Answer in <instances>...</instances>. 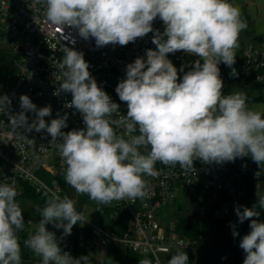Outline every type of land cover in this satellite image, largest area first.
<instances>
[{
  "label": "clouds",
  "instance_id": "clouds-1",
  "mask_svg": "<svg viewBox=\"0 0 264 264\" xmlns=\"http://www.w3.org/2000/svg\"><path fill=\"white\" fill-rule=\"evenodd\" d=\"M42 2L50 25L73 28L86 41L94 38L97 47L125 46L149 33H153L156 46L126 65L125 78L115 88L120 101L127 104L126 115L120 114L119 104L98 86L84 54L70 47L63 48L58 62L63 80L53 94H71L65 107L81 114L85 128L62 131L68 127L67 113H57V118L46 122L45 117L52 115L51 106L38 109L28 95L19 97L21 111H7L20 139H28L27 133L33 130L50 135V143L56 145L66 165L65 183L78 194H86L98 205L143 199L148 196L144 177L159 175L157 162L179 164L181 169L194 172L195 160L223 164L250 156L260 169L254 175L264 172V112L250 109L243 91L224 95L218 67L223 63L231 68L230 75H238L232 67L235 50L241 31L248 26L239 6L230 0ZM157 17L163 22V33L153 27ZM178 51L199 57L189 71L181 65L180 82L178 70L168 58ZM0 105L10 108L7 94L0 96ZM28 112L35 116L31 122ZM44 195V206L34 208L41 219L35 234L24 241L25 247L41 257V264H92L89 255L74 258L60 246L73 226L85 221L75 201L56 192ZM16 197L14 182H0V264H21L17 233L23 230L25 221ZM261 210L264 196L251 208L235 206L238 221H250V232L239 243L246 254L243 264H264ZM47 224L63 229L61 236L49 231ZM231 227L233 236H238L235 225ZM139 264L153 262L144 258ZM156 264H160L159 258ZM167 264H189L188 254L177 251Z\"/></svg>",
  "mask_w": 264,
  "mask_h": 264
},
{
  "label": "built area",
  "instance_id": "built-area-1",
  "mask_svg": "<svg viewBox=\"0 0 264 264\" xmlns=\"http://www.w3.org/2000/svg\"><path fill=\"white\" fill-rule=\"evenodd\" d=\"M46 5L40 0H0V42L4 44L9 56L18 71L16 86L11 95L9 109L0 105V182L13 184L17 197L25 194L26 187H31L37 193L56 192L63 197L78 194L65 183L64 164L55 144L50 143L51 137L46 132L34 130L27 133L28 139H20L19 133L10 125L7 111L16 113L21 111V95H28L37 108L51 106V119L68 114V127L64 132L85 128L81 114L74 108H67L70 93H53L59 87L63 76L58 69V62L63 56V48L70 47L84 54L89 63V72L112 99L119 104V112L127 113V104L120 101L115 88L118 82L125 78L126 65L134 62L137 57H144L147 49L155 50L152 43L153 33L143 38H137L125 46L107 45L97 47L94 38L84 40L73 28L65 26L63 29L50 25L46 20ZM154 29L164 31L163 22L157 17L153 21ZM75 40L73 44L72 41ZM248 51L243 52L242 59H235L232 66L238 75L234 84L228 86L232 75L231 68L220 63L222 93H234L237 83L240 91L245 92L247 101H255L256 97L264 95V77L260 71L264 68V39L257 42ZM199 57L178 51L168 54L173 65L180 69L184 62ZM189 62V61H188ZM194 62L186 65L191 67ZM26 115L31 122L35 116L28 112ZM246 165V167H244ZM155 168L159 175L155 178L145 176L148 182V196L143 199L113 201V212L127 216V228L120 234L102 228L97 220L91 221L84 215L82 209L76 210L83 214L85 221L73 226L71 235L65 237L60 246L74 258L87 249H92L96 243L106 247H121L148 257L153 264L159 258L160 264H167L163 257L171 255L175 250H200L199 239H190L178 234V223L168 222L165 213L169 205L177 201L182 195L199 199L195 206V214L203 219L212 216L216 219L238 218L235 206L242 204L246 195L248 166L245 161L226 162L223 164H204L200 160L194 161L195 171H185L180 165L165 166L157 162ZM49 173L57 181L50 187L39 177L40 172ZM253 180L254 178L251 177ZM65 187H64V185ZM51 190V192L49 191ZM85 222V223H84ZM28 224H32L29 223ZM49 231H52L47 226ZM55 232V231H53ZM61 232H55L60 237ZM35 264H41V257H33ZM26 261L22 264H28Z\"/></svg>",
  "mask_w": 264,
  "mask_h": 264
},
{
  "label": "rangeland",
  "instance_id": "rangeland-1",
  "mask_svg": "<svg viewBox=\"0 0 264 264\" xmlns=\"http://www.w3.org/2000/svg\"><path fill=\"white\" fill-rule=\"evenodd\" d=\"M230 2L239 6L242 13V19L246 20L248 25L245 30L241 31L238 40L239 47L235 50L238 58L242 59V53L244 51H248L252 46H257L258 43L256 39L258 37H264V0H230ZM195 60L197 59L192 57L190 60H185L184 63L187 65L191 62H195ZM201 63H203L202 60ZM189 70H191L190 66L185 67V72ZM182 76L183 73L178 70V82L182 80ZM17 79L18 71L9 56L8 50L4 44L0 42V96L5 94L11 95L16 86ZM239 91L240 84L237 83L234 92ZM262 98L263 99L260 101H247V106L252 110L264 112V95ZM39 177L50 187L56 185L57 183L56 179L49 173L42 171L39 173ZM255 196L257 198L264 196V172H262L261 175L257 177ZM74 200L77 201V207L82 209L87 219L94 222L97 220V223L106 230H112L120 234L125 233L128 218L124 214L113 212L111 209L113 207V201L109 205H98L97 202L89 199L86 194H75ZM17 202L22 209V214L25 221L23 230L17 233L18 239L21 241L23 239V235H26L28 238L30 235L35 234L36 224L39 222L41 217L38 213H35L34 208L36 205L32 201L21 198ZM199 202V199H195L187 195H181L175 203L169 205V209L165 213V217L168 222H177L180 207H186V210H192ZM99 207L107 209V213L100 214L97 210ZM182 213L183 215H186L185 210ZM101 215L104 216L103 221H101ZM29 221H31L32 224H28ZM46 226L55 232H61L63 230L54 228L52 224H47ZM28 251L31 256L39 257L31 249ZM177 251L183 250H175L171 255L163 257L165 262H167V260L170 259L172 255H175ZM184 251L187 254L191 253L188 250ZM82 255H89L92 264H103L105 258L110 255V250L108 247L96 243L92 249H87L78 257ZM130 264L137 263L131 262Z\"/></svg>",
  "mask_w": 264,
  "mask_h": 264
},
{
  "label": "trees",
  "instance_id": "trees-1",
  "mask_svg": "<svg viewBox=\"0 0 264 264\" xmlns=\"http://www.w3.org/2000/svg\"><path fill=\"white\" fill-rule=\"evenodd\" d=\"M263 39L264 37H258L256 41L260 42ZM237 58L238 57H235V59ZM260 73L264 74V68ZM236 80L237 76H231L228 86L234 84ZM262 99V97H256L255 101H260ZM236 160L245 161L248 166L246 195L241 206L251 208L259 199L255 196L257 176L254 174L257 171H260V169L250 156L237 158ZM261 167L263 168V165H261ZM251 177L254 179L252 180ZM66 195L71 198L70 194ZM21 198L30 200L36 206H40L41 208L44 206L46 200L44 193H37L31 187H26L25 194L16 198V201ZM98 209L100 214L107 213V209L103 207H99ZM184 210L186 215H183L182 213ZM241 210L243 209L241 208ZM103 217L104 216L101 215V221L104 220ZM259 219L264 222V210H261V216ZM177 223V231L180 236L190 239H199L200 241V250L190 251L191 253L188 254L189 264H243L246 254L239 247V243L242 237L250 232L249 220L240 223L238 218L216 219L212 216L200 219L195 214V208L192 210H186V207H180ZM231 224L235 225V231L239 233L236 237L232 234L233 228L231 227ZM26 239L27 236L23 235V239L19 241L21 245V261L22 263L30 261L28 264H35V260L32 259V256L28 251L29 248L24 245ZM109 250L110 255L105 258L103 264H130L131 262L139 264L140 259H148V257L140 256L121 247H109Z\"/></svg>",
  "mask_w": 264,
  "mask_h": 264
},
{
  "label": "crops",
  "instance_id": "crops-1",
  "mask_svg": "<svg viewBox=\"0 0 264 264\" xmlns=\"http://www.w3.org/2000/svg\"><path fill=\"white\" fill-rule=\"evenodd\" d=\"M242 56H243V53H242ZM236 57H238V55H236Z\"/></svg>",
  "mask_w": 264,
  "mask_h": 264
}]
</instances>
